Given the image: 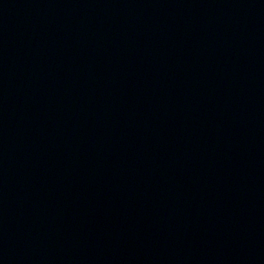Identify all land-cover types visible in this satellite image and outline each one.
<instances>
[{
  "label": "water",
  "instance_id": "95a60500",
  "mask_svg": "<svg viewBox=\"0 0 264 264\" xmlns=\"http://www.w3.org/2000/svg\"><path fill=\"white\" fill-rule=\"evenodd\" d=\"M0 264H264V0H0Z\"/></svg>",
  "mask_w": 264,
  "mask_h": 264
}]
</instances>
